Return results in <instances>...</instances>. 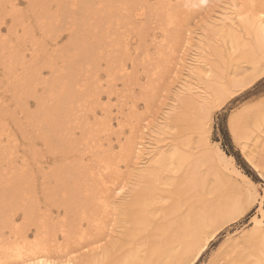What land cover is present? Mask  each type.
<instances>
[{"label": "bare ground", "instance_id": "bare-ground-1", "mask_svg": "<svg viewBox=\"0 0 264 264\" xmlns=\"http://www.w3.org/2000/svg\"><path fill=\"white\" fill-rule=\"evenodd\" d=\"M145 1L0 0V74L10 79L3 85L10 88V111H18L10 116L15 125L10 130L28 138L31 150L34 140L40 141L53 163L44 171L32 160L41 174V202L50 221L46 215L32 220L37 202L24 188L26 169L12 171L7 163L4 170L1 165L9 158L2 162L0 154V264H28L44 253L71 257L72 264H197L219 229L251 197L230 157L210 146L209 133L213 112L264 74V0H228L229 6L211 19L205 7L193 32L195 45V37H187L186 13L176 17L183 5V10H197L199 0ZM140 9L144 15L138 18ZM26 21L29 31L37 21L47 22L39 54L29 50L27 61L13 48V37L24 31ZM62 28L68 42L55 50L44 47L42 38L56 44ZM155 28L160 30L159 41L152 38L156 57L146 51L129 61L150 69L156 88L173 66L177 89L167 97L166 109L145 125L136 104L124 102L115 125L101 94L109 99L132 34L141 44ZM192 45L197 48L194 65L182 58L180 63L179 50L188 55ZM180 68L185 78H179ZM158 94L152 84L144 87L147 111ZM6 107L0 104L3 122ZM247 113L229 121L242 140L259 133L263 121L251 109ZM6 126L0 130L6 137H0V150L13 139ZM144 135L146 142L140 141ZM253 165L264 175V163ZM28 179H37L34 172ZM17 210L23 211L22 222L16 221ZM253 223L260 228L247 246H226L206 264H260L264 224L257 216Z\"/></svg>", "mask_w": 264, "mask_h": 264}, {"label": "rangeland", "instance_id": "rangeland-1", "mask_svg": "<svg viewBox=\"0 0 264 264\" xmlns=\"http://www.w3.org/2000/svg\"><path fill=\"white\" fill-rule=\"evenodd\" d=\"M158 1V0H157ZM160 1V0H159ZM165 1V0H163ZM205 3H202L204 2ZM228 0H203L197 3L199 5L198 9L191 10V8L187 10L185 9V6L183 5L181 7V11H178L182 19L184 18L183 15L186 13L188 18V29H190L189 34H187V37L191 35V38H194L195 41L193 42L191 40V43L195 45L196 37H198L197 34L193 33L195 32V29L197 26H199V19L204 16V8L206 7V11L208 14V18H212L215 16H219V12L222 10L223 7L226 5L229 6ZM175 1L172 0L171 3H174ZM151 4L153 3L155 5L156 0H148L145 1L143 4ZM191 5L194 3L190 1ZM166 5V3L161 4L162 12L164 13L165 10L163 6ZM22 4L20 5V7ZM183 10V11H182ZM140 14H138V18H141V16L144 15L143 10L140 9ZM149 17V16H147ZM156 17V16H153ZM201 24V23H200ZM195 25V26H194ZM5 26L2 27V33H5ZM197 30V29H196ZM153 31V32H152ZM155 31V32H154ZM160 30L158 29H148V33H150L148 36H146V40L142 38V40H139L141 44H139L136 40L139 39V36L132 34L131 36V44L129 46V56L128 59L125 60V66L122 67L121 71H115L116 77L113 78V81L116 83L114 85V89L109 88L111 93L109 96V99L105 97L107 94L102 93L101 94V102L102 104H105L109 106L110 111L109 114H111L112 122L116 123V115L117 111L120 107L124 106V102H126V107L131 106V103L134 102L136 110L140 114V118H142L141 123L143 125L147 124V122L150 120L152 121L156 116L158 117L160 114V111L166 109L167 104L169 102L168 96H171L177 88L179 79L177 78L178 73H176V69L172 66L168 71V74H166V77L162 79L157 80V86L154 82H152L148 78V74L150 69H143V66L141 65H131V62L129 59L134 57H142V54L146 51H149L150 54H152L154 57H156V54L154 53V45L152 42V38L154 36L156 37L155 40L159 41L160 38ZM199 32V31H198ZM58 33H61V38L57 39V43L54 44L48 37H43V43L44 47L47 49H56L63 47L68 42V36L67 31H65L63 28L58 30ZM194 34L196 36H194ZM159 35V36H158ZM140 45V46H139ZM135 47H139L138 53L136 55ZM195 46H191L188 55H183V53L179 50L177 54V59H179V62L181 63V60H185V62H188L189 64H193L192 55L195 52L194 49ZM182 50V49H181ZM192 50V51H191ZM65 54V53H64ZM187 59H186V58ZM194 58H197V56H193ZM182 58V59H181ZM181 59V60H180ZM190 59V60H188ZM58 61V59H56ZM152 60V59H151ZM192 60V61H191ZM147 61L144 62V65ZM151 62V61H150ZM188 64V66H189ZM194 65V64H193ZM186 65V67L188 68ZM186 68V72H187ZM182 68L177 70V72L180 71L183 73V75L179 76L180 79L185 78L184 76V70H181ZM153 70L160 71L157 66L154 67ZM173 71V72H172ZM172 72V73H171ZM44 75L49 74V71L43 70ZM174 73V74H173ZM126 74H131L132 79H125ZM176 75V76H175ZM104 75L101 74V77ZM104 78V77H103ZM156 75L153 76V79L155 80ZM10 79L5 80V78L0 74V104H5L7 107L4 109L6 112L5 116V122L0 121V130L3 128V125L7 124V134L11 135L13 139L8 141V144H5L3 148L0 150V154L2 157V162L4 161V157L8 156L9 162L6 161V164L1 165V168H4V170H8V165L10 170L14 171L15 169H26L25 177H24V188L28 192H34L32 193L33 200L37 202L36 210L33 211L32 215L30 216L32 220H42L44 216L46 215L47 220L50 221V216L48 215V212L43 210V202H41L42 193L40 191V179L41 174L39 171H37V166L32 160H38L41 165L45 167L44 171H47L50 169V167L53 165L52 159L49 155L45 154L44 151H42V143L40 141L35 142L34 149L31 150V146L29 144L30 140L26 137H22L17 131H14L12 134L11 128L15 127V125L12 123L14 120L11 115H18L16 113L11 112L12 108H10V88L4 87L3 85L5 82H9ZM176 81V82H175ZM152 84L155 87V91L158 90V98H155V101H153L151 108V111H147L143 100L141 99V95H143L144 87L149 86ZM174 84V85H173ZM10 86V85H9ZM165 86V87H164ZM245 88H242L241 91H239L236 96L230 98L227 100L224 104H222L219 108H217L212 115V122H211V128L209 133V140H210V146H217L220 148V150L227 156L230 163L235 167L237 174L236 176L239 178V180H243L245 183H248V189L247 192H245L251 196L245 199L243 202L240 203L239 209L232 215L231 219L224 224L219 231L215 234L213 240L210 242V244L207 246L206 251L203 255V257L200 259V262L197 264H206L208 259L213 255L219 252L220 250L224 249L226 246L235 245L238 248H243L244 246H247L249 244L250 240L256 236V230L260 227H254L253 219L256 218V216L261 219L262 224H264V175L258 171V169L253 165V161L258 162L261 166H263L264 163V74L260 76L254 83H252L250 86H244ZM248 87V88H246ZM173 88V89H171ZM32 104V103H31ZM33 106V105H32ZM32 109L34 107H31ZM251 109L253 112L258 113L259 118H262V125L260 128V132L258 133V130H256L250 139H240V134L236 133L235 129L232 131L229 125L230 120H237L239 115H248V111ZM262 111V113H259ZM98 115H102L100 111H97ZM145 118V119H144ZM117 124V123H116ZM115 124V125H116ZM11 127V128H10ZM34 130L36 131V127L34 126ZM237 130V129H236ZM263 130V131H262ZM15 136V137H14ZM0 137L6 139L5 134H1L0 131ZM10 138V137H9ZM144 138V139H143ZM140 141L146 142V136L144 135ZM243 142V143H242ZM3 145V143H1ZM41 151V152H40ZM248 153V156L251 158V160L248 159V156L246 155ZM253 160V161H252ZM26 161V162H25ZM1 163V162H0ZM5 163V162H4ZM40 168V167H39ZM264 168V166H263ZM41 170V169H40ZM31 172H34V177L37 179L32 183L28 179V175L31 174ZM24 173V174H25ZM27 176V177H26ZM235 176V177H236ZM236 177V180H237ZM30 178V177H29ZM32 183V184H31ZM235 183V182H234ZM31 185H34V188H30ZM251 188V190H250ZM251 192H249V191ZM246 197V196H244ZM249 199V200H248ZM248 200V201H247ZM35 209V204H34ZM7 213H5L6 215ZM17 218L16 221L22 222L24 219V215L22 210H17ZM4 215V217H5ZM23 217V218H22ZM46 222V221H44ZM32 232L34 230L33 226H30ZM29 231V235L32 237V232ZM226 247V248H227Z\"/></svg>", "mask_w": 264, "mask_h": 264}, {"label": "snow or ice", "instance_id": "snow-or-ice-1", "mask_svg": "<svg viewBox=\"0 0 264 264\" xmlns=\"http://www.w3.org/2000/svg\"><path fill=\"white\" fill-rule=\"evenodd\" d=\"M36 6L37 5L34 4H27L25 5V8H32ZM71 7L74 8L76 5H71ZM18 11L22 12L23 9H19ZM46 23V21H37L33 24L32 30L29 31L26 21L24 31L21 32L17 30L16 37H13V48L17 52L23 51L25 53V61L29 59L26 54L29 50H31L34 54H39L37 53V49L40 46L39 35ZM95 247L100 248L102 245L97 244ZM85 251H87V249H85ZM262 251H264V246H262ZM28 264H72V258L68 257L67 259H64L56 253H44L38 254L37 258L29 259ZM113 264H118V262H113ZM260 264H264V259L260 261Z\"/></svg>", "mask_w": 264, "mask_h": 264}]
</instances>
